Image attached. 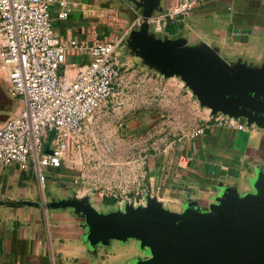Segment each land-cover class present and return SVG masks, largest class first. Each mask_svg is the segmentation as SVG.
<instances>
[{"label": "crops", "instance_id": "crops-1", "mask_svg": "<svg viewBox=\"0 0 264 264\" xmlns=\"http://www.w3.org/2000/svg\"><path fill=\"white\" fill-rule=\"evenodd\" d=\"M173 1L161 0L163 10ZM68 2L71 11L66 18H60L59 5H53L57 31L76 38L89 37L90 41L102 38L112 28L108 17L113 9L124 21L119 29L123 36L141 15L132 0ZM164 33L171 38L182 37L190 46H217L227 59L233 60L228 56L231 54L259 65L264 62V0H204L183 21L168 23L160 31ZM121 51L124 65L129 64L132 70L120 74L116 86L123 81V90L130 84L127 82L133 85L134 81L138 86L135 103L139 107L130 125L146 127L153 108L151 93L167 91L174 114L190 111L192 92L180 77H165L128 49L122 47ZM87 59L69 53L67 67L80 71ZM127 98L128 94L123 96V100ZM183 98L185 107L180 102ZM126 101L127 108L131 103ZM197 107L192 105L195 114L185 126L190 133L177 142L175 151L154 156L151 161L148 190L173 210H182L195 199L209 205L226 185L235 186L240 195L253 192L256 167H264V127L241 129L221 124L210 119L208 108L199 102ZM199 127L203 131L195 133ZM37 167L33 161L27 165L17 161L0 165V264H138L148 255L138 237H112L93 244L82 215L73 205L60 201L86 197L98 208L94 202H106L104 195L77 186L78 179L70 182L74 171L69 165L43 166L47 176L43 182ZM125 200L118 198L113 203L123 204ZM134 200L143 201L144 193Z\"/></svg>", "mask_w": 264, "mask_h": 264}, {"label": "water", "instance_id": "water-1", "mask_svg": "<svg viewBox=\"0 0 264 264\" xmlns=\"http://www.w3.org/2000/svg\"><path fill=\"white\" fill-rule=\"evenodd\" d=\"M132 1L141 15L121 48L165 77H180L211 114L244 120L247 128L264 127V62L241 56L244 62H232L217 46H190L182 37L161 35L155 18L163 10L161 0ZM256 172L253 192L240 195L226 185L209 205L195 199L182 210L166 207L148 189L143 201L126 199L106 210L86 197L60 202L82 215L93 244L112 237L140 238L148 255L138 264H264V167Z\"/></svg>", "mask_w": 264, "mask_h": 264}, {"label": "built area", "instance_id": "built-area-1", "mask_svg": "<svg viewBox=\"0 0 264 264\" xmlns=\"http://www.w3.org/2000/svg\"><path fill=\"white\" fill-rule=\"evenodd\" d=\"M204 0H174L155 16L162 31L183 21ZM60 18L68 17V0H0V64L10 92L24 99L20 111L0 125V165L17 161L60 166L67 158L83 123L116 92L124 65L119 29L124 21L117 9L109 14L112 28L93 41L60 34L53 21V5ZM132 26V25H131ZM87 56L80 71L69 70L67 56ZM218 123L247 128L245 121L211 114ZM203 131L202 127L195 133Z\"/></svg>", "mask_w": 264, "mask_h": 264}, {"label": "rangeland", "instance_id": "rangeland-1", "mask_svg": "<svg viewBox=\"0 0 264 264\" xmlns=\"http://www.w3.org/2000/svg\"><path fill=\"white\" fill-rule=\"evenodd\" d=\"M228 56L233 59L232 62L237 60L244 62L238 59L240 56L233 57L231 54ZM131 70L132 66L125 64L121 69V75L128 74ZM7 76L5 69H1V124L16 115L25 103L21 96H15L10 92V81ZM127 83L130 84L125 90L124 81L116 86V92L107 103L83 123L67 158L60 165L66 164L73 169L74 174L69 179L70 182L74 183L75 179L76 181L78 179L75 184L79 187L89 188L104 196H115L121 200L137 199L151 187L152 158L160 155L163 157L175 151L177 142L190 133L185 126L195 114L192 105L198 106L196 96L191 93L193 98L188 104L191 105L190 111L174 114L167 91L151 93L150 105L153 107L151 117L145 124L146 127L142 129L144 126L130 125V120L134 119L136 109L139 107L135 103L138 86H134V81L133 85L132 82ZM127 94L128 98L123 100V96ZM125 100L131 103L127 108L124 105ZM180 102L181 105L184 103L182 106L185 107V98ZM176 121L178 123H175ZM44 174L46 179V173ZM94 204L106 210L119 203L94 202Z\"/></svg>", "mask_w": 264, "mask_h": 264}, {"label": "trees", "instance_id": "trees-1", "mask_svg": "<svg viewBox=\"0 0 264 264\" xmlns=\"http://www.w3.org/2000/svg\"><path fill=\"white\" fill-rule=\"evenodd\" d=\"M104 200L106 202H115L116 200H118V197L105 195L104 196Z\"/></svg>", "mask_w": 264, "mask_h": 264}]
</instances>
